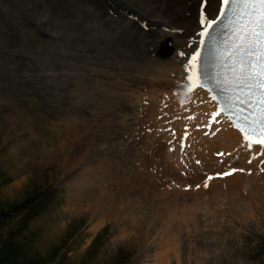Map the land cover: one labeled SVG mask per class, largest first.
<instances>
[{"label": "rangeland", "instance_id": "1", "mask_svg": "<svg viewBox=\"0 0 264 264\" xmlns=\"http://www.w3.org/2000/svg\"><path fill=\"white\" fill-rule=\"evenodd\" d=\"M112 1L116 15L106 14L102 0H0V264H264V189L246 209L236 193L213 194L216 201L207 197L212 191L206 198L187 186L163 193L157 185L166 173L145 167L160 151L157 158L151 149L134 150L155 134L147 114H134L141 115L136 126L105 107L98 112L102 135L95 65L108 59L87 31L102 19L107 28L106 19L125 15L120 7L131 4ZM131 19L113 31L121 45L140 25ZM170 171L168 179L178 177Z\"/></svg>", "mask_w": 264, "mask_h": 264}, {"label": "bare ground", "instance_id": "2", "mask_svg": "<svg viewBox=\"0 0 264 264\" xmlns=\"http://www.w3.org/2000/svg\"><path fill=\"white\" fill-rule=\"evenodd\" d=\"M109 1H111V3L113 4L112 0ZM130 3L131 4L129 6L126 5L120 7V9L122 8L123 10L127 11L125 15L118 14L116 18L106 17L107 23L109 25V28L107 27L108 29L104 25L100 24L103 19L102 21H100V23H97L98 21L96 19L97 22H95V25H93L94 22H92L91 24L89 23L88 26L89 30L87 31V36H90L89 43L97 45L99 52H105L106 56H104L108 59L107 61L104 60L102 55L98 59V63L95 65L97 73V83L95 82L97 93V105L95 106H97V113L99 112V110H101L100 112L104 113V110L106 109L105 107L108 106L111 107H108L109 109L107 108L108 113L109 110L112 111L114 110L113 108L117 107V109H119V111L123 115V117L121 118H124L125 116L129 115L127 120H125L124 118L125 123L126 121L127 123L132 121H135L134 123H136L137 120H139L138 117L141 116L140 114L138 117L134 115L138 112L143 115H148L147 119H140H143L145 123L153 126V132L155 134L152 135L151 133L152 136H149V134H147V140H150L151 143H153L152 140H157L158 147L155 149L156 145L154 144L156 143H153V146L150 143L148 147L141 146V148L143 147V149L140 148L138 150V148L140 147L139 146L134 150H136V152L139 151V153L144 152V154L146 150L150 152V149L153 153H157V149L158 151H160L159 153H161L162 156H160L158 160H156L155 158V160L151 161L150 164L145 165V167L146 169H160L163 172V175L164 173H166V176L164 175L165 177H161L159 179L160 182H158L159 180L157 181L160 184L157 186H159L160 190L163 193L171 192V189L177 188L179 185L181 187L189 185V189H186L188 191L190 190L192 193L196 192L197 194H201V197L205 196V192L212 191V194H206H208L207 197L209 196V198L214 201H216L214 199V195H216V193L223 192L225 193L226 198H232L231 193L238 194L239 198H241V200L244 202L243 205L240 204L242 205V207L244 205H246L247 207V204H254V199H256V197H259V192L262 194L260 190L264 189V171L261 170L264 169V163L260 164L261 160L264 161V155L258 154L260 147L253 146L251 149H249L244 144L241 134L236 129H234L226 120H223L221 122L220 128L214 134H204V129H197L198 125H200L201 123H205L206 116L211 112L216 111L217 109L216 103L209 99V97L207 96L208 94L205 91L196 88L192 92H189L190 81L187 79V77L191 75L189 73L187 61L190 55L195 52V48L197 47L199 39L201 27L199 23L201 0H130ZM219 4L220 0H206L205 7L203 9L206 16L213 18L219 8ZM100 7H104L108 10V12L106 13L107 15L112 13L115 14L111 6L106 2V0H102V6ZM131 18H134V21L136 22L141 19V22L139 23L140 25L147 26V28H144V30L147 29L146 31L149 37H147V33L145 32V35L143 34L144 36L142 37L138 35V30L142 29V27L140 28V25L137 24L138 26H136L134 31L137 34H135L133 31L131 33H128V35L124 39V44L121 45L118 42L120 39L116 38V33L118 32V30H115V32L113 31L114 29L119 28L122 23L123 26L126 27L127 23L132 22ZM121 32V35L125 36V32H123V30H121ZM103 42H107L108 44L110 43V46L104 45ZM150 44H152V46ZM142 48L144 49V53L140 51ZM148 51L149 56L147 55ZM95 62L97 61L95 60ZM105 79L108 80L105 81ZM91 94L93 96L92 92ZM99 113L98 116L100 119L98 124L99 126L100 124H102L105 130L100 128L99 129L100 131H102V135H104L103 132L106 131V124L105 121L101 119L102 113ZM109 114H111V117H113L112 115L114 114V111L113 113L111 112ZM109 114H107V116ZM192 114H195V119L190 121V135L187 138V146L183 150H181L180 141L182 136V127L186 124L187 116ZM130 115H134L135 117ZM133 117L136 118V120H134ZM121 124H119V126L114 125L116 127L115 130L117 132V127H120ZM139 127L137 128V130H141ZM99 129L97 127L98 133L100 134ZM147 129H149V127ZM172 129L176 130L177 139H175L176 141L173 140L172 143L168 144V141L173 138V134L171 133ZM111 134L112 133L110 132V136L112 137ZM103 137L105 138V136ZM144 139L146 140V138ZM101 140L104 141L102 137ZM138 141L141 142V138L140 140L138 139ZM16 144L20 145V142H17ZM114 147L116 151V147L118 146ZM126 147L123 146V148ZM171 148L173 149L171 150ZM261 150L264 151V149L262 148ZM132 152L133 151H131V153ZM156 153L153 156H156ZM148 155H146V157ZM159 155L160 154H158L156 157L158 158ZM150 160L148 159V162ZM249 161H251V163H249ZM132 162H134L135 166L140 167L136 160V157L132 160ZM127 164L128 162L126 163V165ZM130 165L129 167H132ZM145 167L143 166V169H145ZM231 167L238 168L237 170L243 169V171H235L234 173L228 176L213 177L208 181L209 186H205L207 185L205 183L207 180V174L222 173L223 171H226ZM170 170H176L178 172V177L168 179L167 176L169 175V172H171ZM82 178H84V180L86 179L85 177ZM149 179H151V177H149ZM152 182L154 183L153 179ZM194 184H198V187L193 188ZM244 185H247V189L244 188ZM248 185L250 190L248 189ZM186 189L184 188V190ZM251 190H254L256 194L254 195L253 193H251ZM132 191L134 190L132 189ZM216 196L218 197V195ZM218 198L220 199V196ZM194 199L197 200L196 197H194ZM210 199H207L208 202H205L209 204L210 202L212 203L213 201H210ZM235 200L238 201L237 198ZM185 202L187 201H184V205ZM189 202L191 204V201H188L187 206H190L191 208L189 207L188 210L192 208L194 209V207H192ZM221 202H223V200ZM177 203H179V201ZM213 203L215 204L216 202ZM201 205H199L200 208ZM236 205L238 206V210ZM236 205H233L236 207L235 210H237L238 212H244L242 208H239L240 205ZM181 207L183 208V206ZM196 207H198V205ZM246 207L244 206L243 208L246 209ZM257 210H259V208ZM237 211H235L234 213H236ZM191 212L192 211H190L189 213ZM209 213L211 215V211ZM200 214L203 215V213ZM193 215H195V213H193ZM243 218L245 217L243 216ZM231 219H229V221ZM209 223L210 222H208L207 224Z\"/></svg>", "mask_w": 264, "mask_h": 264}, {"label": "snow or ice", "instance_id": "3", "mask_svg": "<svg viewBox=\"0 0 264 264\" xmlns=\"http://www.w3.org/2000/svg\"><path fill=\"white\" fill-rule=\"evenodd\" d=\"M220 5L215 19L206 23L201 20V36L206 38L201 44L209 55L198 51L191 57L189 92L212 83L209 91L219 90L220 94L219 99H212L222 105L214 116L228 114L249 149L254 145L264 149V0H220ZM225 30L228 35L222 40L224 47L216 48L218 36Z\"/></svg>", "mask_w": 264, "mask_h": 264}]
</instances>
